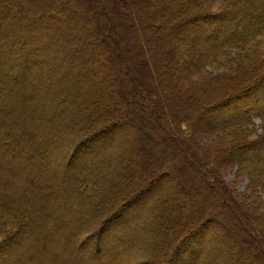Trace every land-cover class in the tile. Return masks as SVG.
I'll return each instance as SVG.
<instances>
[{
    "label": "trees",
    "instance_id": "16d2710c",
    "mask_svg": "<svg viewBox=\"0 0 264 264\" xmlns=\"http://www.w3.org/2000/svg\"><path fill=\"white\" fill-rule=\"evenodd\" d=\"M197 242L191 264H264V0H0V264H173Z\"/></svg>",
    "mask_w": 264,
    "mask_h": 264
},
{
    "label": "rangeland",
    "instance_id": "374dc122",
    "mask_svg": "<svg viewBox=\"0 0 264 264\" xmlns=\"http://www.w3.org/2000/svg\"><path fill=\"white\" fill-rule=\"evenodd\" d=\"M98 21H100V20H98ZM113 52V51H112ZM108 58H109V63L108 64H105L104 66L107 68V70H108V65H110V62H112V60L110 61V56H108ZM118 63H116V64H114V67H116V66H118L117 65ZM120 82V81H119ZM124 83H122V87L123 88H125V90L124 91H127L128 90V88H126V85L124 84ZM125 86V87H124ZM121 92L123 91V89L122 90H120ZM107 105V104H106ZM123 112V111H122ZM107 114H109L110 115V113L109 112H106ZM109 115H107L106 117H103V118H107ZM202 123H204L203 121H201ZM255 124H256V128H258V125H259V121L258 120H255ZM124 131V133H127L126 131H127V129L126 130H123ZM122 130L121 131H119L118 132V134L120 135V138H121V134H122V132H123ZM258 133H260V130H258ZM118 135V136H119ZM117 136V137H118ZM116 137V138H117ZM115 139V138H114ZM130 139V138H129ZM114 141V140H113ZM134 144H136V145H139V147H141V146H143V143H142V141H141V139L140 138H137V137H135V139H134ZM162 148V147H161ZM87 149H89V147H87ZM100 150V149H99ZM99 150H96L97 152L99 151ZM135 150V149H134ZM175 152V151H174ZM174 152H173V149L172 148H170V150H169V155L168 156H171L172 157V159L173 158H175V163H177V162H179V160L177 159L178 158V156H176L175 154H174ZM139 154H140V152H139ZM175 155V156H174ZM94 156V155H93ZM177 157V158H176ZM80 158H81V156H80ZM184 161L186 162V159H184ZM180 169H179V174L177 175L178 176V178H180V182L181 183H183V186H185L186 187V185H189L188 184V182H190V178H192V171L186 166V165H184V166H180L179 167ZM69 171V170H68ZM63 172H65V171H63ZM62 172V173H63ZM143 176V177H142ZM146 176V173H144V175L142 174L141 176H139L138 177V181H137V183H140V182H142V180L144 179V177ZM159 180H160V182H159ZM159 180H156V182H154L155 184L154 185H152L151 186V188H158V189H164V190H166V193H167V196L168 197H170V198H172L171 196L173 195V193H176L174 190V187H173V182L171 181V179L169 178H166V176H163L162 178H160ZM223 181L224 182H229V183H231L232 182V175H229V176H227L226 178H224L223 179ZM184 184H186V185H184ZM191 184L192 185H195V187L193 188V189H187V190H184L182 193H185L186 195H184L185 197H188L187 199L189 200V201H192V200H194L195 199V196H198V197H201V199H200V205H203L205 202V198H204V189H203V187L201 186V183L198 181V180H195V181H193V183L191 182ZM244 186H245V183L243 184H240V185H237L236 187V190L237 191H240V192H243L244 191ZM150 187V186H149ZM185 187H184V189H185ZM151 192H153V190L151 189ZM203 194V195H202ZM178 195V194H177ZM188 195V196H187ZM179 196H181V195H179ZM140 199V200H139ZM137 200H139V202L141 203V201H143V203L142 204H139L138 203V206H137V209H136V211H135V213L136 212H143L142 210L145 208V207H147V203H148V201H147V198H145L144 200H142V198H141V194H140V196H137ZM203 206H205V204L203 205ZM214 209V208H213ZM213 211H215V215H218V216H223V213L224 212H222L221 210H219V211H217L216 209H214ZM135 215L134 214H131V215H129L123 222H122V224H124V223H126V221L127 220H129L131 217H134ZM225 219H226V217L224 216V218L223 217H221V220L222 221H224L225 223H226V225H227V227L229 228L228 230H229V237H230V239H232V242H238V239L240 240V236H241V234L237 231V229H235V228H232L231 227V221L229 220L228 222H227V220L225 221ZM238 222V221H237ZM239 223V222H238ZM121 225V224H120ZM117 227H119V226H117ZM215 226H206V230L205 231H207V235L208 236H210L209 234H210V232L212 231V229L214 228ZM122 226H120L119 228H118V230H117V232H120L122 229ZM155 228V227H154ZM156 229V228H155ZM216 231H217V233L218 234H221V230H219L217 227H215L214 228ZM209 233V234H208ZM197 235V234H196ZM202 235V234H201ZM224 235H220V238L219 239H221V240H223L224 241ZM202 239V238H201ZM204 239H205V237H203V239H202V241L201 242H203L204 241ZM200 242V243H201ZM204 242H206L207 243V241L205 240ZM222 242V241H221ZM227 242V241H226ZM230 243H231V241H228L227 242V244H229L230 245ZM239 243H241V240H240V242ZM198 242L197 243H195V244H184V248L181 250V252H179L178 253V251H177V253L180 255L179 256V259L176 261V263H173V264H191V262H194V258H193V256L198 252ZM202 244H204V243H202ZM209 245V247H214L215 245H214V243H210V244H208ZM243 245V244H242ZM230 246H232V245H230ZM245 247V248H244ZM236 248H239L240 250H241V248H242V250L243 249H247V250H250V246L247 244L246 246H242V247H240V244H239V247L237 246ZM106 248H104V250H105ZM237 250V249H236ZM105 253H106V250H105ZM224 253V252H223ZM232 253H235V252H232ZM100 254H102V253H100ZM106 254H108V253H106ZM177 254V255H178ZM237 256V255H236ZM110 257V255H107L106 257L103 255V257L101 256V257H99L98 259L101 261V260H103V261H105V259L107 260L108 258ZM196 260V259H195ZM207 262V261H206ZM205 262V263H206ZM209 264V263H208Z\"/></svg>",
    "mask_w": 264,
    "mask_h": 264
}]
</instances>
